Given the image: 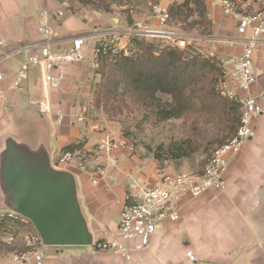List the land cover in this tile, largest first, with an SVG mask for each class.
I'll list each match as a JSON object with an SVG mask.
<instances>
[{"label":"crops","instance_id":"obj_1","mask_svg":"<svg viewBox=\"0 0 264 264\" xmlns=\"http://www.w3.org/2000/svg\"><path fill=\"white\" fill-rule=\"evenodd\" d=\"M183 1L137 0L128 12H105L78 0H0V73L3 76L0 140L7 133L32 139L43 130L52 156L68 145L82 150L87 169L69 170L76 174L78 197L94 240L116 234L130 178L153 182L159 177L158 168L168 172L181 170L171 162L162 164L153 155L138 149L116 151L114 162L100 149L105 137L124 136L114 122L92 108V84L97 75L89 62L59 66L58 70L65 76L59 88L46 91L39 68L33 67L21 87L8 89L24 54H4L15 47L40 41L37 27L43 9L51 12V22L57 32L54 48L63 49L69 38L85 35L90 52L91 46L100 39L101 30H117L120 46L131 45L127 31L138 26L175 30L168 21L160 23L159 10H168L172 4ZM202 1L205 31L178 32L188 45L205 55L213 52L218 59L239 55L242 40L235 22L222 13L215 0ZM59 10L62 15H57ZM253 70L256 81L251 93L257 97L262 112L255 120V135L244 143L225 171L227 188L224 191L208 190L198 198L187 200L179 219L157 224L148 246L131 251L129 261L121 254L94 250L91 246H47L45 264H264V36L255 54ZM47 107L51 111H46ZM57 108L64 113L61 124L55 122L53 112ZM81 113L84 119L78 121ZM8 222L13 232L9 235L14 236L17 250L25 248L26 231L21 225ZM188 251L194 260L188 258ZM30 263L31 259L25 262L10 259L4 263L0 251V264Z\"/></svg>","mask_w":264,"mask_h":264},{"label":"built area","instance_id":"obj_2","mask_svg":"<svg viewBox=\"0 0 264 264\" xmlns=\"http://www.w3.org/2000/svg\"><path fill=\"white\" fill-rule=\"evenodd\" d=\"M215 1L222 13L236 23V31L242 40V51L239 55L226 59L217 58L222 71L215 85L218 93L239 103L236 128L224 142L213 147L199 171L168 172L158 168L159 177L153 182L130 178L116 234L93 240L91 247L94 250L118 253L126 261L131 260V251H139L148 246L157 224L179 219L182 206L187 200L198 198L208 190L221 192L227 188L224 174L230 161L240 152L244 143L255 135L254 124L262 112V107L257 97L251 93V87L256 81L253 70L255 54L264 36V0ZM62 14V11H57V15ZM40 17L41 22L37 27V32L41 36L40 41L15 47L4 54L5 56L11 53L24 54V60L15 72L8 89L21 87L27 81L33 67L39 68L41 84L46 91L59 88L65 80L64 74L58 70L59 66L87 61L93 68H97L100 57L115 53L124 47L120 46L119 32L109 28L98 32L100 39L91 46L90 52L89 40L85 35L69 38L68 45L63 49L54 48L57 32L51 22V12L43 9L40 11ZM159 20L162 24L169 20L167 9L159 10ZM127 34L130 37L144 35L164 38L167 44L179 48L187 44L180 32L171 29L134 28L129 29ZM208 56H214L213 52ZM228 65L230 69L225 68ZM2 79L0 73V80ZM1 94L0 89V96ZM46 111L51 110L47 107ZM53 113L55 122L61 124L64 119L62 110L57 108ZM83 119V114H78L77 120ZM100 149L114 162L116 151L133 152L135 147L126 137L117 139L105 137ZM53 163L57 167L78 171L87 169L85 154L79 148L58 149L53 154ZM0 220L21 225L26 231L25 250L13 254L14 261L25 262L31 259L30 264H45L47 246L41 242L29 219L7 210L0 211ZM13 240L14 236L8 235L7 242L11 243ZM186 255L190 260H194L192 252L188 251Z\"/></svg>","mask_w":264,"mask_h":264},{"label":"rangeland","instance_id":"obj_3","mask_svg":"<svg viewBox=\"0 0 264 264\" xmlns=\"http://www.w3.org/2000/svg\"><path fill=\"white\" fill-rule=\"evenodd\" d=\"M105 2L110 6V12H128L130 5L137 0H105ZM196 12L198 13V9L195 10V16H193L194 13L189 15L187 10L182 15L169 19L168 22L175 30L183 33L192 29L203 32L206 29L205 22L196 16ZM136 29L144 30L141 27H136ZM137 36L143 37L159 48L167 44L164 38ZM129 47L131 53L134 54L135 49L131 48V45ZM180 49L185 51L184 56L187 58L202 55L200 51L188 44ZM92 69L97 75V80L92 84V108L99 110L108 120L114 122L122 135L133 143L135 149L153 156L156 154L158 158H154L162 164L167 161L179 170H201L213 147L224 142L237 125L239 105L229 108L228 103L225 104L213 98V94H217L215 85L220 74L205 63L200 64L196 72L191 75L193 79L186 90L188 101L183 114L170 118H163L161 110L160 112L150 110L145 106L144 101H134L124 93L122 87L116 91L113 105H121L124 101L126 107L114 111L113 116L110 117L101 106L96 107L94 104V89L100 81V74L95 72L96 68ZM157 96L162 101H170L169 95L157 93ZM176 151L184 152L185 155L170 158V154ZM12 233V226L9 222L0 232V251L4 263L10 259L13 260V254L25 250V248L17 250L14 240L11 243L7 242L8 235Z\"/></svg>","mask_w":264,"mask_h":264},{"label":"trees","instance_id":"obj_4","mask_svg":"<svg viewBox=\"0 0 264 264\" xmlns=\"http://www.w3.org/2000/svg\"><path fill=\"white\" fill-rule=\"evenodd\" d=\"M78 1L94 9L110 12V6L105 0ZM190 3L193 6H190ZM196 9H198L196 16L205 22L206 15L202 0H184L181 3L172 4L168 8L169 19L176 18L187 10L189 15H192ZM130 42L131 48L135 49L134 54L131 53L130 47H121L115 53L100 57L95 70L97 74H100V81L94 89V104L96 107L101 106L110 117L113 116L114 111L126 107L124 101L121 105H113L114 96L119 87H122L124 93L134 101H144L145 106L150 110L156 112L161 110L163 118H170L183 114L188 101L186 90L193 79L191 75L196 72L200 64L205 63L208 67L216 69L217 74H221V66L214 56L202 53L200 56L187 58L184 56L185 51L177 46L166 44L159 48L137 35L131 36ZM157 93L169 95L170 101H162ZM208 95L212 97L210 93ZM213 98L225 104L228 103L229 108L239 105L238 102L229 100L218 92L216 95L213 94ZM235 110L237 111V108ZM237 117H239V111ZM73 148L78 146L68 145L62 149ZM183 155H185L184 152L176 151L169 157L179 158ZM154 157L158 158L156 154ZM6 223H8L7 220H0V232Z\"/></svg>","mask_w":264,"mask_h":264},{"label":"water","instance_id":"obj_5","mask_svg":"<svg viewBox=\"0 0 264 264\" xmlns=\"http://www.w3.org/2000/svg\"><path fill=\"white\" fill-rule=\"evenodd\" d=\"M236 26V23H235ZM30 220L45 246H91L76 174L57 167L43 130L0 140V211Z\"/></svg>","mask_w":264,"mask_h":264}]
</instances>
